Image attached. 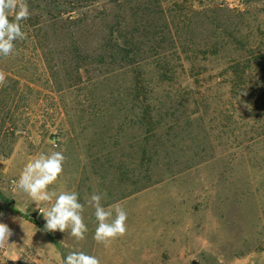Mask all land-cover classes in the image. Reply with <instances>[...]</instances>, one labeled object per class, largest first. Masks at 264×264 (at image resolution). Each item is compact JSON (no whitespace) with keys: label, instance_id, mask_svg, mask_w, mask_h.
Returning <instances> with one entry per match:
<instances>
[{"label":"rangeland","instance_id":"obj_1","mask_svg":"<svg viewBox=\"0 0 264 264\" xmlns=\"http://www.w3.org/2000/svg\"><path fill=\"white\" fill-rule=\"evenodd\" d=\"M147 2L120 18V42L164 55L166 74L104 55L119 20L104 0H27V38L0 56V222L12 231L0 264H63L70 251L101 264H264V0ZM52 151L66 161L49 191L78 193L82 241L45 231L13 183ZM94 191L128 213L108 248L94 240Z\"/></svg>","mask_w":264,"mask_h":264},{"label":"clouds","instance_id":"obj_2","mask_svg":"<svg viewBox=\"0 0 264 264\" xmlns=\"http://www.w3.org/2000/svg\"><path fill=\"white\" fill-rule=\"evenodd\" d=\"M30 16L27 0H0V56L13 55L16 49L15 42L27 38L21 28V21L28 20ZM6 84V74L0 71V87ZM65 161L66 157L62 151L39 153L25 164L18 180L13 183L36 204L37 210L46 222L45 231L67 232L77 241H82L86 238L88 227L83 218L85 204L79 201L78 193L63 191L57 195L55 191H49V187L62 175ZM105 197L106 193L94 191L85 203L94 209L97 221L94 240L108 248L115 239L126 234L128 213L119 203L105 208L101 203ZM11 235L12 231L8 225L0 222V246L9 244ZM63 264H101V261L98 257L83 251H70Z\"/></svg>","mask_w":264,"mask_h":264},{"label":"trees","instance_id":"obj_3","mask_svg":"<svg viewBox=\"0 0 264 264\" xmlns=\"http://www.w3.org/2000/svg\"><path fill=\"white\" fill-rule=\"evenodd\" d=\"M104 1L105 3H107V5H111L112 8L116 11V13L119 14V20H117L113 24L115 27L107 31L106 32L107 34L102 36V39H100L102 42H104V47L109 49L108 50L109 54L105 53L104 55L108 57V59L110 60H115V61L117 60L119 62L121 61L122 63H127L128 61L135 62L133 60H129V57H135L137 64H140L141 62L146 63L148 61H151L150 64L154 65V70L158 72L159 74L160 73L166 74L170 72L171 69L167 68L170 66V63L165 61L166 57L164 55H161L160 53L157 54L153 48L149 47V49L146 48V50H144V49H141L142 47L141 48L136 47L131 42V44L128 47L134 48L135 50L126 51L124 47L125 44L120 42L121 37H120V34L118 33L120 28L118 27H120V25L123 24L122 21L125 22V18L127 17L126 14H128L129 18L130 17L134 18V16H136L137 13L141 11L142 8H144L142 7V4H141V2L144 0H135L136 2L135 5H133L134 0H104ZM157 3L161 4L162 2L161 0H148L146 4L151 7L152 5H156ZM173 8L175 9L176 7H173ZM154 11L156 12V14H158V16H160V19H162V22H165L166 19L169 17L168 10H165L161 7H159L157 10H154ZM180 11L184 13V9H180ZM120 18L122 19V21L120 20ZM10 19H12V17H10ZM103 20L105 21L106 18H104ZM27 23H28L27 21H25V23L21 21V28L23 29V26L25 24L26 26H28ZM132 25L133 23L128 26H132ZM109 27L111 26H108L107 28ZM175 97L180 98L179 96L172 95V96H168V100H170L171 98H175ZM261 132L262 134H264V127L261 128Z\"/></svg>","mask_w":264,"mask_h":264}]
</instances>
